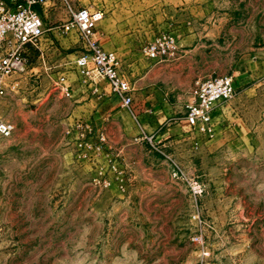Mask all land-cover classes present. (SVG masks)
I'll use <instances>...</instances> for the list:
<instances>
[{
	"label": "rangeland",
	"instance_id": "rangeland-1",
	"mask_svg": "<svg viewBox=\"0 0 264 264\" xmlns=\"http://www.w3.org/2000/svg\"><path fill=\"white\" fill-rule=\"evenodd\" d=\"M68 1L104 12L95 37L118 56L133 104H102L72 35L47 31L43 53L4 79L0 121L14 129L0 134V264H263L264 0ZM44 13L47 28L67 17L61 0ZM160 34L177 52L156 63L142 48ZM224 74L236 94L223 107L239 122L217 136L218 109L208 139L184 104L196 80Z\"/></svg>",
	"mask_w": 264,
	"mask_h": 264
},
{
	"label": "built area",
	"instance_id": "built-area-1",
	"mask_svg": "<svg viewBox=\"0 0 264 264\" xmlns=\"http://www.w3.org/2000/svg\"><path fill=\"white\" fill-rule=\"evenodd\" d=\"M51 0H0V96L5 93L4 79L24 71L28 66V52L38 49L48 40L50 29L62 36L72 35L79 44L75 65L82 76L97 85L102 79L108 81L110 91L122 107L130 109L133 104L132 86L120 72V60L116 53L101 46L95 37L97 24L104 16L102 10L90 11L86 8H72L68 0H61L67 9V17L46 28L37 7H48ZM150 60L159 63L174 58L177 52L176 40L169 34H160L142 48ZM65 95H69L64 78H60ZM57 84V81H56ZM236 94L232 74L208 76L194 82L184 104V121L190 130H195L206 138L215 133L214 112ZM14 129L10 122L0 121V134L9 136ZM134 143H145L150 148L164 154L152 136L139 134ZM165 155V154H164ZM166 158L170 159L166 155ZM175 175L183 177V172L173 162ZM193 198H201L205 193L204 184L199 180L188 181Z\"/></svg>",
	"mask_w": 264,
	"mask_h": 264
},
{
	"label": "crops",
	"instance_id": "crops-1",
	"mask_svg": "<svg viewBox=\"0 0 264 264\" xmlns=\"http://www.w3.org/2000/svg\"><path fill=\"white\" fill-rule=\"evenodd\" d=\"M54 1L55 0H51L52 3ZM37 10L40 12V14L42 15L43 19H45L44 9H41V8L37 7ZM52 19H53L52 20V23L53 24L58 23V19L57 18L53 17ZM61 20H63V19H61ZM44 25L46 27V22L45 21H44ZM48 28H51V27H48ZM49 31H50L49 33H50L51 37L54 38L55 41H57L60 38H63V36L58 31L56 32L54 29H50ZM99 86L100 87H97V85H93L92 90L94 92H101V91H103L102 98H105V100H104V102L102 104H107V105L109 104V105H111L113 107H117L119 105L120 107H122L120 105V102H119L118 98L114 94L111 93L110 86H109V83H108L107 80H105V79L100 80L99 81ZM234 86L236 88L235 80H234ZM132 96H133V93H132ZM220 108H221V110H219V115L221 117L220 118L221 119V123H222V125L224 127H223V129H221V127H219V128L217 127L218 128L217 131H216L217 132V136L222 131L225 133L226 131L232 130L234 128L236 130L237 127H236V124L235 123H238L239 122L238 119H235V116H237L238 111H239L238 107H236V109H235V107L232 108L230 105H227L225 107H223V105H221V106H219V107L216 108V110L214 112V115L216 114V112H218V109H220ZM231 114L234 115L233 118H231ZM142 115L144 116V113H142L141 116ZM230 119H234L235 120V122L233 123V128H231V129H230ZM263 264H264V259H263Z\"/></svg>",
	"mask_w": 264,
	"mask_h": 264
}]
</instances>
